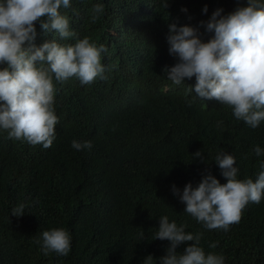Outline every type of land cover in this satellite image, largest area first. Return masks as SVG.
I'll return each mask as SVG.
<instances>
[{"label":"trees","instance_id":"16d2710c","mask_svg":"<svg viewBox=\"0 0 264 264\" xmlns=\"http://www.w3.org/2000/svg\"><path fill=\"white\" fill-rule=\"evenodd\" d=\"M164 2L70 0L71 7L61 9L79 38L108 49L101 56L107 79L91 85L75 77L54 80L59 123L48 149L0 130V264H143L148 255L159 264L170 243L153 239L164 215L201 234L205 253L222 254L225 264H264V199L249 203L240 222L225 232L204 228L171 190L175 185L182 192L189 182L195 187L208 172L226 183L213 161L221 150L235 157L240 179L255 180L264 161L254 153L256 146L264 149V122L252 129L231 108L196 97L190 90L195 77L175 85L163 71L176 62L166 39L170 23L198 27L207 40L211 34L200 21L246 0H168L167 9ZM96 3L105 10L93 23ZM36 29L37 46L60 40L54 31L43 34L38 23ZM74 139L91 141V149H74ZM198 150L206 160L194 159ZM21 203L25 213L11 215ZM52 228L70 233L66 257L44 256L35 243Z\"/></svg>","mask_w":264,"mask_h":264},{"label":"clouds","instance_id":"9594fccd","mask_svg":"<svg viewBox=\"0 0 264 264\" xmlns=\"http://www.w3.org/2000/svg\"><path fill=\"white\" fill-rule=\"evenodd\" d=\"M163 6L168 8V0ZM70 7V0H0V130L6 131L9 139L50 148L59 123L54 110V80L64 82L75 77L81 85H91L97 79H107L101 56L108 49L87 36L79 38L70 28L69 17L61 13L62 8ZM104 10L103 4H94L91 22L98 21ZM202 11L207 13V5ZM37 23L43 34L54 31L60 40L75 42L61 44L52 39L37 46ZM200 25L211 34L207 40L202 39L198 27L169 24L168 51L176 62L164 67L167 79L180 85L195 77L190 90L196 97L215 99L231 108L237 120L252 129L259 127L264 122V0H246L226 14L217 8ZM168 87L165 85L164 90ZM188 103L191 106V101ZM222 123L218 122V127ZM71 146L91 149L92 143L74 139ZM254 153L264 156V149L256 146ZM193 157L206 160L199 150ZM213 161L226 183L208 172L195 187L189 182L182 192L175 185L171 190L185 204L184 212L204 228L226 232L240 222L249 203L259 204L264 199V161L259 162L255 180L238 178L235 157L226 151L217 152ZM24 213L23 203L11 210L16 217ZM185 228L170 222L167 215L159 218L153 239L170 242L159 264H225L222 254L205 253L200 246L201 234L194 235ZM189 241L194 243L182 252L177 250ZM35 243L44 256L55 253L66 257L71 251V236L64 228L43 231ZM143 264H153V256L148 255Z\"/></svg>","mask_w":264,"mask_h":264}]
</instances>
